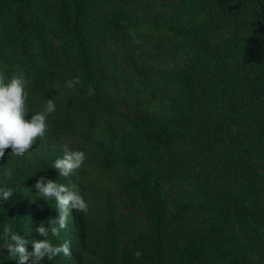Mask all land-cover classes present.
Instances as JSON below:
<instances>
[{"label":"trees","instance_id":"trees-1","mask_svg":"<svg viewBox=\"0 0 264 264\" xmlns=\"http://www.w3.org/2000/svg\"><path fill=\"white\" fill-rule=\"evenodd\" d=\"M0 72L24 73L27 118L55 103L0 158V264L6 225L42 240L59 215L40 177L89 205L40 264H264V0H0ZM65 145L86 157L68 178Z\"/></svg>","mask_w":264,"mask_h":264},{"label":"clouds","instance_id":"clouds-1","mask_svg":"<svg viewBox=\"0 0 264 264\" xmlns=\"http://www.w3.org/2000/svg\"><path fill=\"white\" fill-rule=\"evenodd\" d=\"M28 81L23 72L13 74L7 78L0 72V158H3L5 151L11 149L12 155L23 156L31 151L37 140L43 139L49 131L48 117L55 112L53 99H48L44 108L27 118L29 111L26 106L28 93L26 85ZM80 83L79 78L67 82L69 88H74ZM93 90L89 89V95ZM85 153L79 150H72L67 145L63 147V156L57 158L53 168L58 171L59 177L68 178L79 170L84 161ZM11 170H8L10 174ZM36 194L44 200H54L56 210L59 215L57 218H49L45 227L42 222L35 231L44 239L31 241L19 234L13 233L10 226L3 229L4 248L12 257H18L19 264H40L42 260H52L63 254L71 257V241H64L60 245H54L47 237L49 233L58 236L62 229L68 225V218L75 209L81 213H87L88 202L82 197L74 185H65L40 177L33 186ZM13 196L11 189H0V198L4 201ZM10 241V242H9ZM31 243L32 251L29 252L27 246ZM135 256L139 258L141 253L137 251Z\"/></svg>","mask_w":264,"mask_h":264}]
</instances>
